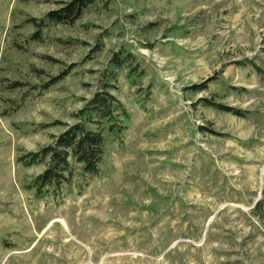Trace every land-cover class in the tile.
I'll return each mask as SVG.
<instances>
[{"label": "rangeland", "instance_id": "rangeland-1", "mask_svg": "<svg viewBox=\"0 0 264 264\" xmlns=\"http://www.w3.org/2000/svg\"><path fill=\"white\" fill-rule=\"evenodd\" d=\"M67 1L0 0V264H264V0H98L27 41ZM110 78L121 140L39 196L18 158Z\"/></svg>", "mask_w": 264, "mask_h": 264}, {"label": "trees", "instance_id": "trees-1", "mask_svg": "<svg viewBox=\"0 0 264 264\" xmlns=\"http://www.w3.org/2000/svg\"><path fill=\"white\" fill-rule=\"evenodd\" d=\"M97 1L70 0L59 8L50 9L39 20L32 17L29 22L35 21L37 30L27 41L42 40L43 29L50 24L75 23L90 5ZM63 73H66V71ZM111 75L113 80L117 79V75L114 73H111ZM111 78L104 82L97 89L92 99L81 108L77 116L79 120L77 123L70 125L55 136L54 141L49 145L36 151L25 152L18 158V161L26 166L47 164L46 168L28 183V186L33 188L39 196L59 191L63 184L71 179L70 177L74 171L73 161L83 164L84 174L97 175L100 172V161H102L105 153L106 130L121 140L124 126L116 116L117 108L120 107L124 114L127 113L124 105L120 103V100L109 89L115 87L111 83ZM230 110L236 114L245 113L239 109L235 110L232 108ZM95 123L98 124V127L91 128L90 125ZM257 204V209H259L264 204V199ZM262 216L264 217V215Z\"/></svg>", "mask_w": 264, "mask_h": 264}, {"label": "bare ground", "instance_id": "bare-ground-1", "mask_svg": "<svg viewBox=\"0 0 264 264\" xmlns=\"http://www.w3.org/2000/svg\"><path fill=\"white\" fill-rule=\"evenodd\" d=\"M59 221L63 222V223H64V225L66 224V221H64L63 219H61V220H59Z\"/></svg>", "mask_w": 264, "mask_h": 264}]
</instances>
